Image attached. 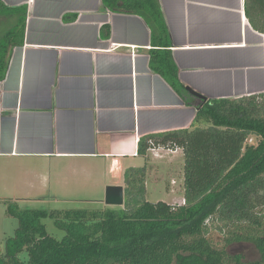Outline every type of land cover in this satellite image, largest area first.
I'll return each instance as SVG.
<instances>
[{"label": "crops", "instance_id": "crops-1", "mask_svg": "<svg viewBox=\"0 0 264 264\" xmlns=\"http://www.w3.org/2000/svg\"><path fill=\"white\" fill-rule=\"evenodd\" d=\"M2 1L27 17L0 80L1 171L28 174L38 195L95 197L121 184L132 158L184 157L179 147L142 154L139 143L192 128L195 92L264 93V32L246 0H159L178 80L196 100L153 68V31L141 15L104 0Z\"/></svg>", "mask_w": 264, "mask_h": 264}, {"label": "trees", "instance_id": "trees-1", "mask_svg": "<svg viewBox=\"0 0 264 264\" xmlns=\"http://www.w3.org/2000/svg\"><path fill=\"white\" fill-rule=\"evenodd\" d=\"M113 10L141 15L152 28L153 68L183 95L193 97L178 80L166 38L167 24L159 0H104ZM246 14L264 32V0H246ZM27 10L0 0V80L11 49L24 42ZM2 20V19H0ZM196 100V98H195ZM192 128L141 138L148 148H182L185 203L146 199V168L125 171V202L105 209H22L8 206L19 225L6 240L0 264H244L226 246L251 242L264 258V93L241 98L205 99L197 103ZM260 137L249 144L250 135ZM65 230L51 235L44 218ZM231 226L225 246L213 243L210 229ZM263 234V235H262ZM259 264V263H256Z\"/></svg>", "mask_w": 264, "mask_h": 264}, {"label": "rangeland", "instance_id": "rangeland-1", "mask_svg": "<svg viewBox=\"0 0 264 264\" xmlns=\"http://www.w3.org/2000/svg\"><path fill=\"white\" fill-rule=\"evenodd\" d=\"M5 24H2V28ZM5 28V27H4ZM260 137L253 134L248 138L249 144H258ZM169 150V149H166ZM164 151H161L163 153ZM183 154V153H182ZM159 158H150L146 160L145 156H139L131 159L133 166L146 168V199L151 202L165 201L171 205H182L185 203V180H184V157L170 158V155L155 154ZM173 155V154H172ZM2 161H0V255L5 251L6 240L13 236L19 222L18 218L10 215L8 206L17 202L22 209H48V210H68V209H105L107 207H119L122 205H108L105 202L106 190H99L95 197H76L64 195L62 193L49 192L42 190L39 192L29 191L30 181L27 179L28 174H11L10 172L1 171ZM120 185L126 187L125 178ZM55 183H53V186ZM45 189V188H43ZM81 192H84L81 190ZM54 194V196H53ZM55 194L59 197H55ZM82 195V194H81ZM264 215V207L259 208ZM43 222L47 226L48 232L61 238L65 230L55 224V219L44 218ZM223 222H215L210 229V236L213 243L219 248L225 246V239L229 235L231 226L221 230ZM264 225V216H263ZM220 227V228H219ZM264 233V227L262 229ZM263 235V234H262ZM230 255H240L244 264H264L262 253L251 242H240L226 246ZM232 264H235L232 261Z\"/></svg>", "mask_w": 264, "mask_h": 264}, {"label": "water", "instance_id": "water-1", "mask_svg": "<svg viewBox=\"0 0 264 264\" xmlns=\"http://www.w3.org/2000/svg\"><path fill=\"white\" fill-rule=\"evenodd\" d=\"M194 93V91H192ZM196 95L202 97L200 94ZM204 98V97H203ZM106 204L108 205H123L125 202V189L122 185H110L106 191Z\"/></svg>", "mask_w": 264, "mask_h": 264}]
</instances>
